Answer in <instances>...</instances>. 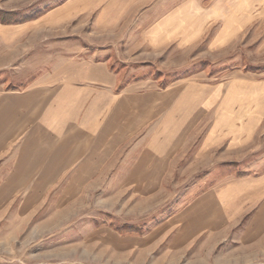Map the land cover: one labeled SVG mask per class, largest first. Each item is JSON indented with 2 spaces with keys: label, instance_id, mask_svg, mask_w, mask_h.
Returning <instances> with one entry per match:
<instances>
[{
  "label": "crops",
  "instance_id": "obj_1",
  "mask_svg": "<svg viewBox=\"0 0 264 264\" xmlns=\"http://www.w3.org/2000/svg\"><path fill=\"white\" fill-rule=\"evenodd\" d=\"M255 7V0L209 11L200 0H66L39 17L40 39L10 66V79L25 86L0 78V207L17 203L29 225L50 197L63 207L102 181L149 196L171 178L183 148L198 146L204 164L264 153V82L188 79L146 89L139 73L177 49L190 53L210 22L232 14V29L224 26L210 50L222 47ZM251 213L249 243L264 238V173L207 190L175 217L177 238L202 230L223 238Z\"/></svg>",
  "mask_w": 264,
  "mask_h": 264
},
{
  "label": "rangeland",
  "instance_id": "obj_2",
  "mask_svg": "<svg viewBox=\"0 0 264 264\" xmlns=\"http://www.w3.org/2000/svg\"><path fill=\"white\" fill-rule=\"evenodd\" d=\"M64 1L0 0V10L17 15L12 18L16 24L0 23V66H9L0 72V78L11 88L25 86L10 79V66L25 60L35 40L40 39L43 27L36 15L42 16ZM200 1L209 11L217 3L226 9L234 0ZM255 1L251 20H241V29L222 47L210 50L224 26L227 31L232 29V14L228 20L210 22L203 40L191 47L190 53L177 49L157 66L139 69L146 89L188 79L208 84L235 79L263 83L264 0ZM23 17L34 19L23 22ZM132 72L128 68L130 80ZM181 150L171 178L161 180L149 196L138 193L134 186L121 189L119 180L102 181L95 190L91 188L90 193L63 207L58 208L50 197L29 225L16 211L17 203L0 207V264H264V238L250 243L243 238L252 213L223 238L202 230L180 241L177 237L182 226L175 222L194 200L226 178L263 174L264 153L243 156L242 162L204 164L198 146Z\"/></svg>",
  "mask_w": 264,
  "mask_h": 264
},
{
  "label": "trees",
  "instance_id": "obj_3",
  "mask_svg": "<svg viewBox=\"0 0 264 264\" xmlns=\"http://www.w3.org/2000/svg\"><path fill=\"white\" fill-rule=\"evenodd\" d=\"M17 15L16 13H6L2 10H0V23L5 24V25H10V24H16L17 21H13ZM41 14H37L35 18L40 17ZM34 18L31 17H23L22 21L23 22H28L30 20H32ZM123 229H128L129 231H133V232H139V230L135 227H124Z\"/></svg>",
  "mask_w": 264,
  "mask_h": 264
}]
</instances>
